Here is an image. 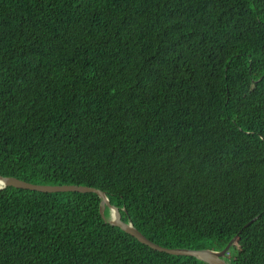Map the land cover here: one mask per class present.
<instances>
[{"label": "trees", "instance_id": "16d2710c", "mask_svg": "<svg viewBox=\"0 0 264 264\" xmlns=\"http://www.w3.org/2000/svg\"><path fill=\"white\" fill-rule=\"evenodd\" d=\"M0 175L264 264V0H0ZM100 207L1 189L0 264H209Z\"/></svg>", "mask_w": 264, "mask_h": 264}, {"label": "water", "instance_id": "95a60500", "mask_svg": "<svg viewBox=\"0 0 264 264\" xmlns=\"http://www.w3.org/2000/svg\"><path fill=\"white\" fill-rule=\"evenodd\" d=\"M0 180H2V184L0 185V190L7 186H14L17 188L36 190L42 192H65V191H78V192H93L97 193L101 198V207L100 212L103 218L106 219L105 210L108 207L112 210V219L110 222L118 227H120L125 232L131 234L136 237L141 243L150 246L151 248L166 252L174 255H188L197 257L209 264H228L225 261V257L229 255V251L233 243L237 240L239 235L235 236L230 240L228 245L222 250H213V249H190V248H170L163 246L150 238H148L145 234H143L139 229H137L132 222H126L123 219L121 209L113 205L108 198L105 191L102 189L86 186V185H74V184H64V185H52V184H36L26 180H22L20 178L14 176H2L0 175ZM259 218V215L253 218L249 223H252L256 219Z\"/></svg>", "mask_w": 264, "mask_h": 264}, {"label": "bare ground", "instance_id": "6f19581e", "mask_svg": "<svg viewBox=\"0 0 264 264\" xmlns=\"http://www.w3.org/2000/svg\"><path fill=\"white\" fill-rule=\"evenodd\" d=\"M2 184V180H0V185ZM229 264V263H228Z\"/></svg>", "mask_w": 264, "mask_h": 264}, {"label": "rangeland", "instance_id": "374dc122", "mask_svg": "<svg viewBox=\"0 0 264 264\" xmlns=\"http://www.w3.org/2000/svg\"><path fill=\"white\" fill-rule=\"evenodd\" d=\"M240 242H242V241H240Z\"/></svg>", "mask_w": 264, "mask_h": 264}]
</instances>
